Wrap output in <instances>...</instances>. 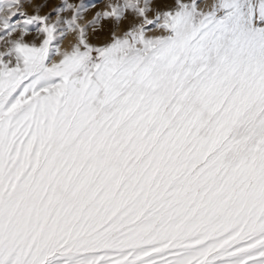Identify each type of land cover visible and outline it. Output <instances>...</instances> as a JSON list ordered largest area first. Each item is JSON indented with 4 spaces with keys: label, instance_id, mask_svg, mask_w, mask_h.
<instances>
[{
    "label": "snow or ice",
    "instance_id": "1",
    "mask_svg": "<svg viewBox=\"0 0 264 264\" xmlns=\"http://www.w3.org/2000/svg\"><path fill=\"white\" fill-rule=\"evenodd\" d=\"M203 2L0 0V264H264V0Z\"/></svg>",
    "mask_w": 264,
    "mask_h": 264
},
{
    "label": "rangeland",
    "instance_id": "2",
    "mask_svg": "<svg viewBox=\"0 0 264 264\" xmlns=\"http://www.w3.org/2000/svg\"><path fill=\"white\" fill-rule=\"evenodd\" d=\"M61 2L62 0H24L25 8L23 9V11H27L29 15H33L34 9L39 7V14L46 15ZM68 2L75 4L85 3L89 5L88 10L83 13L84 20L82 21V23L86 24L94 18L96 12H103L107 3L116 2V0H68ZM209 3H211V0H204V2L201 4V7H205V5ZM93 4L95 5V7H91V5ZM111 27L112 25L108 21L101 20L99 25H97V33L93 36V42H99L107 39ZM89 33L90 35H92L91 30H89ZM69 36H73V34L71 32H68L61 43L65 41V39H67ZM73 41L71 42V44L73 43Z\"/></svg>",
    "mask_w": 264,
    "mask_h": 264
},
{
    "label": "bare ground",
    "instance_id": "3",
    "mask_svg": "<svg viewBox=\"0 0 264 264\" xmlns=\"http://www.w3.org/2000/svg\"><path fill=\"white\" fill-rule=\"evenodd\" d=\"M73 40H74V36H69L67 39H65V41L61 43L60 45L61 49L62 50L67 49Z\"/></svg>",
    "mask_w": 264,
    "mask_h": 264
}]
</instances>
